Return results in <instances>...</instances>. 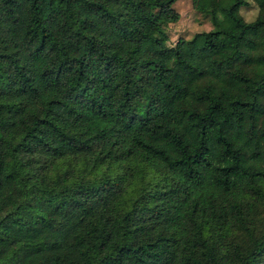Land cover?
Returning a JSON list of instances; mask_svg holds the SVG:
<instances>
[{
	"label": "trees",
	"instance_id": "16d2710c",
	"mask_svg": "<svg viewBox=\"0 0 264 264\" xmlns=\"http://www.w3.org/2000/svg\"><path fill=\"white\" fill-rule=\"evenodd\" d=\"M0 0V264H264V0Z\"/></svg>",
	"mask_w": 264,
	"mask_h": 264
},
{
	"label": "rangeland",
	"instance_id": "374dc122",
	"mask_svg": "<svg viewBox=\"0 0 264 264\" xmlns=\"http://www.w3.org/2000/svg\"><path fill=\"white\" fill-rule=\"evenodd\" d=\"M174 8L179 12V17L174 21H161V28L168 34V44H173L179 36H191L197 30H206L211 27L207 16L197 11L191 0H175ZM254 0L240 7V12L246 20H251L257 12Z\"/></svg>",
	"mask_w": 264,
	"mask_h": 264
}]
</instances>
